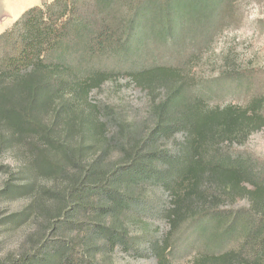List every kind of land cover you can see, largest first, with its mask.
I'll return each mask as SVG.
<instances>
[{"label": "trees", "instance_id": "16d2710c", "mask_svg": "<svg viewBox=\"0 0 264 264\" xmlns=\"http://www.w3.org/2000/svg\"><path fill=\"white\" fill-rule=\"evenodd\" d=\"M232 3L54 0L29 9L0 35V128L32 142L38 154L33 173L66 183L62 191H42L12 218L22 221L37 208L48 218L51 235L43 231L30 250L0 264H100L53 233L68 225L112 248L131 245L134 237L121 215L133 206L130 186L148 184L167 200L168 232L154 241L159 264H172L184 237L196 239L199 255L193 264H264V168L234 150L264 129L262 96L246 107L213 106L193 94L183 66L137 67L145 52L157 53L167 44L210 41ZM121 74L149 93L163 89V94L152 99L155 121L144 141L136 140L130 122L116 117L118 139L105 140L104 149L119 143L123 159L105 170L103 156L84 158L85 141L101 139L104 127L88 96ZM179 133L183 141L175 154L147 149ZM28 189L32 192L33 185L19 191ZM49 195L54 206L46 205ZM238 198L249 200L248 212L221 211L223 201ZM82 213L95 217L83 223ZM229 243L233 247L224 252H211Z\"/></svg>", "mask_w": 264, "mask_h": 264}, {"label": "rangeland", "instance_id": "374dc122", "mask_svg": "<svg viewBox=\"0 0 264 264\" xmlns=\"http://www.w3.org/2000/svg\"><path fill=\"white\" fill-rule=\"evenodd\" d=\"M53 1L0 0V35L10 30L29 9ZM231 9L226 23L207 43L167 44L157 53L154 49L145 52L137 67L183 66L182 74L186 75L193 94L204 97L213 106L234 104L246 107L259 96L264 102V0H233ZM149 91L146 87L132 84L127 74H121L116 81L107 82L89 94L88 99L95 106L104 127L101 139L88 138L85 141L86 160L103 156L105 170L121 162L123 153L119 143L112 141L109 150L104 149L105 140L117 138L116 117L130 122L136 140L144 141L155 121L150 108L152 99L163 94V89L154 93ZM106 112L113 115L107 116ZM1 137L0 260H4L30 250L43 231L45 236L51 235L48 218L37 208L22 221L15 222L12 218L24 211L35 196L42 195V191L59 192L66 187V183L63 178L57 181L42 172L39 175L33 173L30 166L38 154L32 142L18 140L10 131L0 128ZM182 141L183 136L179 133L165 137L155 145L149 143L147 149H166L173 155L180 149ZM71 144L74 147L77 142ZM234 150L253 160L255 166L259 164L264 168V129L254 133L244 145L235 146ZM31 185L34 187L32 192L28 189L20 193V187ZM128 192L134 199L133 206L121 215L120 221L134 237L131 245L112 248L104 241L90 238L84 232L78 233L77 229L68 225L55 230L54 237L65 240L76 252L81 251L80 255H89L100 264H159L154 253V241L168 232L163 217L166 195L152 184L132 185ZM46 197V205L54 206L53 195ZM223 202L221 211L233 215L250 209L247 198H238L233 203ZM94 217L93 214L82 213L80 219L85 223ZM233 245L212 247L211 252L218 254ZM198 255L196 239L184 237L178 251L170 259L172 264H193ZM74 262L71 260L63 264Z\"/></svg>", "mask_w": 264, "mask_h": 264}]
</instances>
